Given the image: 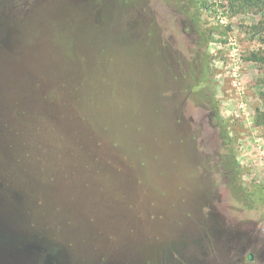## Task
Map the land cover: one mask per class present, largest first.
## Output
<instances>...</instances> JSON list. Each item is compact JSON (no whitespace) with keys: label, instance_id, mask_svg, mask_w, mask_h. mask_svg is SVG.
<instances>
[{"label":"rangeland","instance_id":"obj_1","mask_svg":"<svg viewBox=\"0 0 264 264\" xmlns=\"http://www.w3.org/2000/svg\"><path fill=\"white\" fill-rule=\"evenodd\" d=\"M0 92L55 264H264V0H0Z\"/></svg>","mask_w":264,"mask_h":264},{"label":"trees","instance_id":"obj_2","mask_svg":"<svg viewBox=\"0 0 264 264\" xmlns=\"http://www.w3.org/2000/svg\"><path fill=\"white\" fill-rule=\"evenodd\" d=\"M8 40L9 38L6 44ZM74 84L73 82L72 88ZM58 87L63 90L68 87V82L63 79ZM32 94L15 92L3 95L0 92V255L6 256L10 264H16L23 260L22 255L27 253L24 251L35 250L36 252L42 249L48 256L47 264H55L52 250L47 248L51 247L50 243L41 234L35 233L32 221L27 218L28 215L31 217V204L40 203L37 189L32 184L37 176L30 170V164L35 159L31 153L36 150V147L27 143L25 145L24 139H18L24 134L26 120L32 119L31 112L23 109L25 100L30 99ZM57 97L56 93L50 94V99L54 103L58 100H61L63 104L66 103L63 96ZM31 127L32 124L29 128ZM102 144H104L102 139L93 141L94 152L98 147L102 150L101 152L109 153L107 148V150L101 148ZM93 162L104 169L105 165H102L103 162L99 159L97 152L93 155ZM19 164H22L25 169L19 170ZM55 176L56 174H53L50 178L57 183Z\"/></svg>","mask_w":264,"mask_h":264},{"label":"flooded vegetation","instance_id":"obj_3","mask_svg":"<svg viewBox=\"0 0 264 264\" xmlns=\"http://www.w3.org/2000/svg\"><path fill=\"white\" fill-rule=\"evenodd\" d=\"M206 116L209 117V119H210L209 124H211V126L213 128H215V130H217V127H218L217 123H218V120H219L218 118L220 116V113H219L218 109H216L214 107V105L210 106V107L208 106L206 108ZM227 172H229V171H227ZM248 258L253 260V258H254L253 253H249Z\"/></svg>","mask_w":264,"mask_h":264},{"label":"water","instance_id":"obj_4","mask_svg":"<svg viewBox=\"0 0 264 264\" xmlns=\"http://www.w3.org/2000/svg\"><path fill=\"white\" fill-rule=\"evenodd\" d=\"M0 264H10L6 256L0 255Z\"/></svg>","mask_w":264,"mask_h":264}]
</instances>
